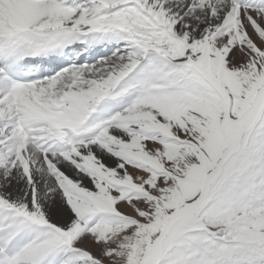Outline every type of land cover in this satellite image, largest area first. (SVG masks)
Masks as SVG:
<instances>
[{"label": "snow or ice", "instance_id": "1", "mask_svg": "<svg viewBox=\"0 0 264 264\" xmlns=\"http://www.w3.org/2000/svg\"><path fill=\"white\" fill-rule=\"evenodd\" d=\"M0 264H264V0H0Z\"/></svg>", "mask_w": 264, "mask_h": 264}]
</instances>
